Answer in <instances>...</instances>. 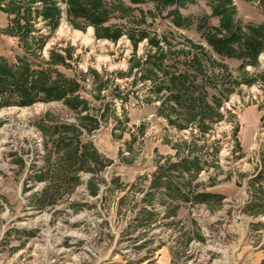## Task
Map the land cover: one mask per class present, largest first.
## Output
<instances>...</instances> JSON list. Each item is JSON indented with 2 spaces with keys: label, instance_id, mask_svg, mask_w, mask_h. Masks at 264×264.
Segmentation results:
<instances>
[{
  "label": "rangeland",
  "instance_id": "1",
  "mask_svg": "<svg viewBox=\"0 0 264 264\" xmlns=\"http://www.w3.org/2000/svg\"><path fill=\"white\" fill-rule=\"evenodd\" d=\"M8 1L0 59L65 56L84 103L0 109V264H264V51L210 44L263 25L264 0L224 2L230 29L213 1L117 0L96 30L57 0L36 55L7 30Z\"/></svg>",
  "mask_w": 264,
  "mask_h": 264
},
{
  "label": "trees",
  "instance_id": "2",
  "mask_svg": "<svg viewBox=\"0 0 264 264\" xmlns=\"http://www.w3.org/2000/svg\"><path fill=\"white\" fill-rule=\"evenodd\" d=\"M2 1L6 2L7 0H0V4ZM131 1L135 4L144 2V0ZM158 1L166 6V4H174L179 0ZM209 1L216 2L214 14L222 16L224 29H230V16L224 15L226 12L223 9L219 10L224 2L229 5L230 0ZM62 2L67 5V16L71 19V23H76V20L81 19L87 26H91L95 30L105 28L104 24L110 21L111 14L123 9L122 2L117 0H62ZM194 2L195 0L191 1V3ZM2 10L12 16L11 25H13L7 30L13 31L14 37L18 35L16 37L22 41L23 48L32 55L43 50L48 39L46 36H34V33L37 32V19L42 18L50 31L56 29L60 23L61 11L57 0H9ZM175 22L178 26L181 25L178 18L174 19ZM245 29L247 31L243 32V27L238 25L231 32L229 38L211 41L210 44L216 51H220L221 45L231 41L238 44V49L234 51L235 57L257 59L259 54L264 51V24L258 27L248 25ZM101 37L111 38L106 34ZM118 38L119 36H116L115 40ZM66 61L65 56L52 51L50 60L47 62L48 68L45 69L41 66L38 70L25 58H20L17 66L10 65L5 59H0V96L2 95L0 109L6 106L29 107L38 102L63 101L69 108L77 110L78 106L73 103L82 102L80 97L76 96L80 85L76 80L66 78L55 68L59 65L67 67ZM176 98L172 97L174 100ZM85 150L88 151V147H84V152ZM89 155H93L92 159L96 158V162L99 160L100 156L97 153ZM197 162L198 160H195L194 164ZM202 197L205 200L212 195Z\"/></svg>",
  "mask_w": 264,
  "mask_h": 264
},
{
  "label": "bare ground",
  "instance_id": "3",
  "mask_svg": "<svg viewBox=\"0 0 264 264\" xmlns=\"http://www.w3.org/2000/svg\"><path fill=\"white\" fill-rule=\"evenodd\" d=\"M60 32L64 33L65 32V28H62L60 30ZM75 33H76V37H78L79 39L83 38L85 42H89V41H91V37L93 36L94 31H93V28H90L88 36H85L81 32H75Z\"/></svg>",
  "mask_w": 264,
  "mask_h": 264
},
{
  "label": "crops",
  "instance_id": "4",
  "mask_svg": "<svg viewBox=\"0 0 264 264\" xmlns=\"http://www.w3.org/2000/svg\"><path fill=\"white\" fill-rule=\"evenodd\" d=\"M252 115V119H255V115L254 114H251Z\"/></svg>",
  "mask_w": 264,
  "mask_h": 264
}]
</instances>
